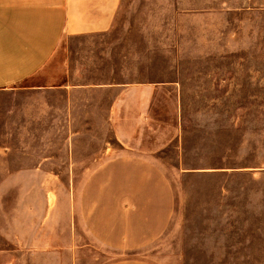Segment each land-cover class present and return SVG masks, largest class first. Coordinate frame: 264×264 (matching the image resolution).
<instances>
[{
	"label": "rangeland",
	"instance_id": "1",
	"mask_svg": "<svg viewBox=\"0 0 264 264\" xmlns=\"http://www.w3.org/2000/svg\"><path fill=\"white\" fill-rule=\"evenodd\" d=\"M124 146L173 191L152 262L264 264V0H120L0 92V264H72L67 173Z\"/></svg>",
	"mask_w": 264,
	"mask_h": 264
},
{
	"label": "crops",
	"instance_id": "2",
	"mask_svg": "<svg viewBox=\"0 0 264 264\" xmlns=\"http://www.w3.org/2000/svg\"><path fill=\"white\" fill-rule=\"evenodd\" d=\"M119 5L120 0H0V92L43 75L66 36L109 31ZM37 84L28 86H42ZM124 150L92 170L72 166L67 173L68 179H85L77 195L67 198L74 221L72 264H156L147 255L170 224L173 191L152 160ZM111 253L121 257L104 262Z\"/></svg>",
	"mask_w": 264,
	"mask_h": 264
}]
</instances>
